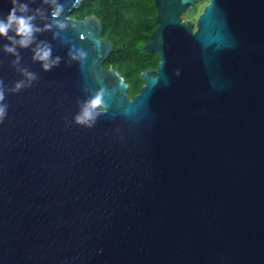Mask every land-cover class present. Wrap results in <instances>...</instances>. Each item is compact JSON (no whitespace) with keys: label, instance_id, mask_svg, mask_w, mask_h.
Listing matches in <instances>:
<instances>
[{"label":"water","instance_id":"water-1","mask_svg":"<svg viewBox=\"0 0 264 264\" xmlns=\"http://www.w3.org/2000/svg\"><path fill=\"white\" fill-rule=\"evenodd\" d=\"M81 1L58 0L65 27L31 46L49 44L59 66L18 48L38 79L5 94L0 264H264V0H209L196 22L180 18L195 0H154L144 46L159 61L132 97ZM21 2L41 8L38 27L53 23L43 0ZM11 7L0 0V17ZM7 43L11 88L24 77ZM99 92L94 125L76 124Z\"/></svg>","mask_w":264,"mask_h":264},{"label":"clouds","instance_id":"clouds-1","mask_svg":"<svg viewBox=\"0 0 264 264\" xmlns=\"http://www.w3.org/2000/svg\"><path fill=\"white\" fill-rule=\"evenodd\" d=\"M43 3L51 7V17L53 20V23L45 24L43 28L38 27L34 23L37 15H42L41 8H36L35 10L30 9L28 3L21 2V0H11L12 7L9 9L7 16L0 17V37L5 38L9 42L3 45V50L15 57L12 61V65L24 77L15 82L14 86L11 88H6L3 81L0 80V122H2L7 115L8 105L4 103L6 91L13 93L18 92L22 88L30 87L32 82L38 79L35 73L29 71L26 67L19 66L21 58L18 48H31L36 42V34L44 30H51L53 25L60 29L65 27L58 19L63 12V6L58 0H43ZM57 35V33H53L54 38ZM31 51L33 53L31 57L32 60L39 62L43 71H51L54 67L59 66L61 62V57H53L52 48L44 41L36 43L35 47L31 48ZM67 55L71 60H76L84 57L86 53L79 49L70 48ZM102 104V92L83 101L80 111L74 117L75 123L85 127H92L97 116L100 115L97 109Z\"/></svg>","mask_w":264,"mask_h":264},{"label":"trees","instance_id":"trees-1","mask_svg":"<svg viewBox=\"0 0 264 264\" xmlns=\"http://www.w3.org/2000/svg\"><path fill=\"white\" fill-rule=\"evenodd\" d=\"M76 13L81 17L90 13L97 16L103 35L114 44L110 54L113 68L134 78L128 93H136L141 85L140 72L158 61L156 54L144 47L158 25L154 0H82Z\"/></svg>","mask_w":264,"mask_h":264},{"label":"flooded vegetation","instance_id":"flooded-vegetation-1","mask_svg":"<svg viewBox=\"0 0 264 264\" xmlns=\"http://www.w3.org/2000/svg\"><path fill=\"white\" fill-rule=\"evenodd\" d=\"M209 2V0H195L190 6H189V8L188 9H186V10H183L182 12H181V15H180V18H181V20H183V21H192V22H196V20H197V18H198V16L200 15V13H201V11L203 10V8L205 7V5L207 4ZM79 18H82L81 16H78ZM84 17V16H83ZM101 37H103V38H107L106 36H104L103 35V33H102V31H101ZM107 39H109V38H107ZM110 40V39H109ZM150 41V39L147 41V42H149ZM146 42V43H147ZM145 43V44H146ZM144 44V45H145ZM145 47V46H144ZM146 49V48H145ZM147 50V49H146ZM147 51H149V50H147ZM149 52H151V54L152 53H155L156 54V56L158 57V54H157V52L156 51H149ZM111 54V53H110ZM158 61H159V57H158ZM158 61H157V63H158ZM157 63L154 65V66H151V67H148V68H145V69H143V70H153V69H155L156 68V65H157ZM114 69V68H113ZM142 70V71H143ZM123 76V78H124V80H125V82L127 83V85H128V88H129V85H130V81L132 80V78L133 77H130L129 75H122ZM134 79V78H133ZM138 80V79H137ZM139 80L141 81V85H142V80H141V78H140V74H139ZM140 85V86H141ZM139 91V90H138ZM137 91V92H138ZM136 92V93H137ZM127 93H128V91H127ZM135 94V93H134ZM128 95L130 96V97H132L133 95H130L129 93H128Z\"/></svg>","mask_w":264,"mask_h":264}]
</instances>
